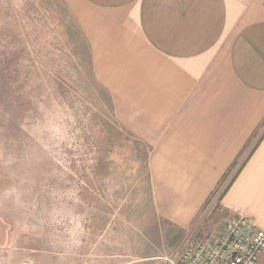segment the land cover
Wrapping results in <instances>:
<instances>
[{"label": "rangeland", "instance_id": "1", "mask_svg": "<svg viewBox=\"0 0 264 264\" xmlns=\"http://www.w3.org/2000/svg\"><path fill=\"white\" fill-rule=\"evenodd\" d=\"M150 147L118 122L62 0H0V264H167L229 219L221 182L188 229L156 210Z\"/></svg>", "mask_w": 264, "mask_h": 264}, {"label": "crops", "instance_id": "2", "mask_svg": "<svg viewBox=\"0 0 264 264\" xmlns=\"http://www.w3.org/2000/svg\"><path fill=\"white\" fill-rule=\"evenodd\" d=\"M62 1L119 124L151 149L158 214L188 229L234 173L222 210L264 231V0Z\"/></svg>", "mask_w": 264, "mask_h": 264}, {"label": "built area", "instance_id": "3", "mask_svg": "<svg viewBox=\"0 0 264 264\" xmlns=\"http://www.w3.org/2000/svg\"><path fill=\"white\" fill-rule=\"evenodd\" d=\"M264 231L246 217L229 218L211 241L187 238L167 264H262Z\"/></svg>", "mask_w": 264, "mask_h": 264}, {"label": "trees", "instance_id": "4", "mask_svg": "<svg viewBox=\"0 0 264 264\" xmlns=\"http://www.w3.org/2000/svg\"><path fill=\"white\" fill-rule=\"evenodd\" d=\"M234 180V179H233ZM233 180L231 181V183L233 182ZM231 183L227 186V188L225 189V191L223 192L221 198L224 196V194L227 192L228 188L230 187Z\"/></svg>", "mask_w": 264, "mask_h": 264}]
</instances>
